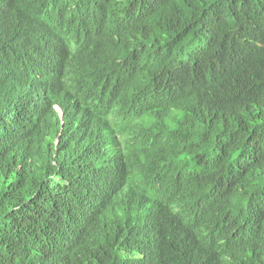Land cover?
I'll return each mask as SVG.
<instances>
[{
  "label": "trees",
  "instance_id": "1",
  "mask_svg": "<svg viewBox=\"0 0 264 264\" xmlns=\"http://www.w3.org/2000/svg\"><path fill=\"white\" fill-rule=\"evenodd\" d=\"M0 264H264V0H0Z\"/></svg>",
  "mask_w": 264,
  "mask_h": 264
},
{
  "label": "clouds",
  "instance_id": "2",
  "mask_svg": "<svg viewBox=\"0 0 264 264\" xmlns=\"http://www.w3.org/2000/svg\"><path fill=\"white\" fill-rule=\"evenodd\" d=\"M73 60H74L73 58H69V63L72 64ZM56 111L59 112L60 118L62 119V113H61V110H60V108L58 106H56ZM60 137L61 136L59 135V137L55 141V144H58L59 143V141L61 140Z\"/></svg>",
  "mask_w": 264,
  "mask_h": 264
},
{
  "label": "bare ground",
  "instance_id": "3",
  "mask_svg": "<svg viewBox=\"0 0 264 264\" xmlns=\"http://www.w3.org/2000/svg\"><path fill=\"white\" fill-rule=\"evenodd\" d=\"M188 195V194H187Z\"/></svg>",
  "mask_w": 264,
  "mask_h": 264
}]
</instances>
